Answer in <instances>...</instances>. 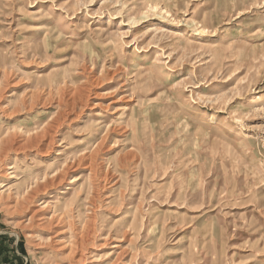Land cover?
Returning a JSON list of instances; mask_svg holds the SVG:
<instances>
[{"label":"rangeland","instance_id":"374dc122","mask_svg":"<svg viewBox=\"0 0 264 264\" xmlns=\"http://www.w3.org/2000/svg\"><path fill=\"white\" fill-rule=\"evenodd\" d=\"M0 264H264V0H0Z\"/></svg>","mask_w":264,"mask_h":264}]
</instances>
